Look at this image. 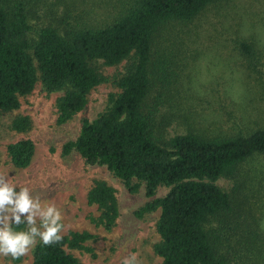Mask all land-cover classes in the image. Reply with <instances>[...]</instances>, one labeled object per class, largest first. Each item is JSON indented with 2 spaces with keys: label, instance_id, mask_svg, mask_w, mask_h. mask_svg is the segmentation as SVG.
<instances>
[{
  "label": "rangeland",
  "instance_id": "1",
  "mask_svg": "<svg viewBox=\"0 0 264 264\" xmlns=\"http://www.w3.org/2000/svg\"><path fill=\"white\" fill-rule=\"evenodd\" d=\"M23 1L34 38L46 26L60 32L105 26L135 0ZM242 44L252 47L251 55ZM132 60L131 55L111 66L92 61L104 80L88 93L84 109L63 124L57 123L56 101L64 89L49 92L40 80L28 95L19 97L18 109L0 111V176L17 190L27 187L33 197L54 203L63 216L62 234L72 230L97 235L85 243L91 252L68 250L83 264H121L133 253L140 264L162 262L154 252L160 241L156 230L160 210L141 217L136 211L170 188L158 186L150 198L141 183L136 193H130L106 166L87 164L75 150L63 154L64 144L77 138L82 121L106 110L110 94L119 92L116 79ZM151 80L148 104H158L157 136L165 141L188 131L230 137L264 128V0H216L190 21L161 24L153 39ZM18 116L30 120L24 132L11 128ZM21 139L34 144L25 168L14 166L6 151L9 143ZM95 180H104L116 190L119 215L110 230L90 220L99 215L97 206L87 203ZM215 183L232 196L233 205L226 216L207 225L218 252L229 264H264V154L244 162L234 179L220 177ZM34 248L18 260L0 257V264H31Z\"/></svg>",
  "mask_w": 264,
  "mask_h": 264
},
{
  "label": "trees",
  "instance_id": "2",
  "mask_svg": "<svg viewBox=\"0 0 264 264\" xmlns=\"http://www.w3.org/2000/svg\"><path fill=\"white\" fill-rule=\"evenodd\" d=\"M22 1L0 0V111L18 109L19 97L28 95L40 80L49 92L64 89L56 101L57 123L63 124L84 109L88 93L104 80L91 62L117 65L132 55L115 81L119 92L110 94L109 105L95 119L82 121L77 138L64 144L63 154L75 150L87 164L106 166L130 193H136L141 183L150 198L158 186L170 188L136 211L141 217L160 210L156 223L160 241L154 252L162 258L161 264H229L207 228L212 219L233 208L232 196L215 181L234 179L244 162L264 154V128L230 137L188 131L165 141L157 136L158 104H148L157 28L169 21H190L216 0H135L105 26L64 32L46 26L34 38L29 10ZM241 46L252 54L250 45ZM29 127L26 116L11 124L17 132ZM6 151L14 166L25 168L34 144L21 139L9 143ZM87 203L99 211L90 218L95 226L110 230L115 225L119 210L114 187L95 180ZM62 237L55 245L38 243L31 264H83L68 250L91 252L85 243L97 239L88 231L72 230Z\"/></svg>",
  "mask_w": 264,
  "mask_h": 264
},
{
  "label": "clouds",
  "instance_id": "3",
  "mask_svg": "<svg viewBox=\"0 0 264 264\" xmlns=\"http://www.w3.org/2000/svg\"><path fill=\"white\" fill-rule=\"evenodd\" d=\"M17 186L0 176V257L18 260L38 243L51 246L62 240L64 230L60 209L52 202L33 197L29 188ZM24 225L22 230L17 227ZM121 264H140L137 254Z\"/></svg>",
  "mask_w": 264,
  "mask_h": 264
}]
</instances>
